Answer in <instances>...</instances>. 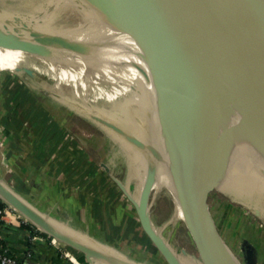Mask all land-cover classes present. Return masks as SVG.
<instances>
[{"label": "bare ground", "instance_id": "obj_1", "mask_svg": "<svg viewBox=\"0 0 264 264\" xmlns=\"http://www.w3.org/2000/svg\"><path fill=\"white\" fill-rule=\"evenodd\" d=\"M84 4L87 1L0 0V9L19 14L14 23H0V71L4 66L37 89H46L75 102L83 100L92 114L99 108L97 112L101 116L116 123L121 117L126 118L130 110L142 112L146 123L153 127V139L163 160L157 161L152 155L125 145L121 151L127 165L134 170L129 168L130 175L134 173L141 179L146 196L165 191L158 183L164 184L173 197L174 220H182L191 227L186 201L194 183L188 168L185 167L179 176L176 166L166 155L159 120L174 129L186 152L192 151L196 137L194 125L207 116L208 97L213 86L201 79L178 46L202 39L198 24L183 0H167L168 6L163 5L159 13L163 21L152 18L153 25L179 60L180 71H176L158 53L155 55L139 45L119 26L109 22L104 7L95 2L94 16H91L81 8ZM77 21L81 22L83 35L73 30ZM173 21L176 22L171 24ZM21 26L27 28L23 34L18 31ZM116 83L120 90L114 88ZM214 90L220 92L232 115L215 128L209 150L197 157L194 165L198 183L211 179L218 163L214 159L229 161L217 182L227 183L231 178L234 181L246 175L251 167L264 170V148L253 134L254 131L264 136V128L249 115L243 99L224 88ZM219 115H225L221 103L214 114L215 123ZM230 126H233L234 141L225 146L218 158L216 152L221 137L226 138ZM260 180L247 189V194L264 200V176ZM150 226L157 237L163 238V233L151 220ZM164 242L170 251V257H165L168 264H197L174 251L166 239ZM226 252L230 264H242L229 247Z\"/></svg>", "mask_w": 264, "mask_h": 264}, {"label": "rangeland", "instance_id": "obj_2", "mask_svg": "<svg viewBox=\"0 0 264 264\" xmlns=\"http://www.w3.org/2000/svg\"><path fill=\"white\" fill-rule=\"evenodd\" d=\"M85 1H87V4L84 5L87 7L82 5L81 8L89 12L91 16H94L92 10H95L96 2L105 8L109 22L119 26L124 33L129 34L139 45L156 50L172 69L180 71L179 60L175 53L158 39V36L152 32L141 17L142 15L144 19L149 20L148 22L152 25L153 16L163 21L159 13H161L160 9L163 5L168 6L166 4L167 0H141L140 3L131 0L138 11L136 8L133 9L126 0ZM96 11L99 12V10ZM18 16L19 14L17 13H11L3 8L0 9V23L6 21H10V24L14 23ZM174 22L176 21L171 22V24ZM79 23L81 22L77 21L73 30L83 35L82 25L80 26ZM66 27L72 29L68 25ZM183 51L193 59L199 68L206 70L203 56L208 55V52L201 42L195 40L193 45L187 44L183 46ZM79 74H82V71ZM116 78L115 80H117ZM0 79L1 81L7 82V84L11 82L13 86L19 84L22 92H29L26 108L32 109L33 113L43 111L46 117H48L49 122L55 123L60 129L67 131L64 135L67 138L64 141H67L65 146H72V149L69 150L70 155H72V158L70 157L71 159H69L72 160V168L70 170L67 168L65 172L66 174L72 173V184L68 182V179L66 181L64 179L62 184L68 192L86 195L91 199L92 203H98L104 206L106 210H109V208H112L118 203L124 202L130 223V229L127 232H130L131 237L135 235L137 239L139 238L141 243L152 244L161 253L166 264H168L165 256L153 243L144 228L141 211L147 209L148 211H145L146 217L163 233V239L168 241L169 246L174 251L197 264L203 263L197 242L190 227L182 220H174L173 197L170 192L166 191V186L158 183L160 189L165 191L146 196L142 187L143 182L133 173L134 170L130 165H127L122 155L121 147L124 148L125 145L132 146L137 152L148 153V150H142L130 142V140L137 142V140L143 139L146 141L147 146L155 151L151 152L153 154L150 153L153 158L157 161L163 160L162 157L158 158V154L156 153L157 151L160 152V150L153 139V127L146 123L147 120L142 112L130 110V114L126 118L121 117L119 122L116 123L109 120L108 117L101 116L97 112L99 108L92 114L85 101L79 100L75 102V100L64 99L46 89H37L28 83L20 74L10 72L4 66H1ZM114 88L120 90L119 84L116 83ZM216 88L215 86L212 88L211 95L209 96V104L206 109L207 116L205 119L208 118L209 120L208 127L210 124L212 125L215 119L214 114L220 103L225 110V115L224 117H220L219 115V121L216 123L213 122L212 127L214 129L220 123L228 120L232 115L231 108L222 100L220 92L214 90ZM41 114L35 118V121L40 122L43 116ZM26 120L28 121V119ZM203 125L204 121L196 125L197 135L201 138H203L201 134ZM159 127L164 145L166 143L164 140L166 139V132L161 127V124ZM26 130L32 133L31 136L25 133ZM37 134L28 125L24 131H19L18 139L14 140V143H16L14 147H17L16 151L21 152L26 150L25 147L24 149L21 146L24 142L35 144L39 138ZM168 134L171 138L174 137L173 130L169 127ZM221 138L222 141L219 144L216 156L218 158L225 146L234 141L233 126L228 128L226 138ZM62 140L56 141V147L59 144L61 146L63 145ZM46 141L50 144L51 140L48 139ZM68 142L71 143L69 144ZM68 149H65L64 153H62L63 149L56 150L55 153H49V156L55 154L56 157L54 160H68ZM172 149L165 147L166 155L178 167L184 161V154L177 145H174ZM4 153H6V150L3 147L0 150L1 160L3 159ZM32 153L35 155L36 150H32ZM172 156L177 158V160H172ZM216 161L219 164H214L216 168L211 177V181L215 183V188L210 192L208 198L210 223L218 233L222 243L237 254L242 264H264V200H260L256 195L249 196L247 194V189H250L255 182L258 184L261 181L260 178L264 176V170L251 167L246 175L238 177L234 181L231 178L227 183H222L217 182V180L224 172V165L229 161ZM129 168H131V171L133 170L132 173L134 175H130ZM12 177L13 174L7 172L6 180L2 179L0 181L10 187V185L12 186L16 183ZM201 177L204 178L202 174ZM69 184L72 185V188H69ZM190 187L192 190L193 187ZM259 187L261 188V186ZM246 252H248V256Z\"/></svg>", "mask_w": 264, "mask_h": 264}, {"label": "crops", "instance_id": "obj_3", "mask_svg": "<svg viewBox=\"0 0 264 264\" xmlns=\"http://www.w3.org/2000/svg\"><path fill=\"white\" fill-rule=\"evenodd\" d=\"M6 85L7 82L0 79V150L3 147L6 150L0 159V180L11 172L16 183L10 187L44 217L49 227V230L42 229L14 207L17 212H8L0 219L3 222L0 236L6 249L22 264H166L152 244L141 243L139 238L131 237L127 232L130 223L124 202L106 210L104 206L92 203L88 196L66 190L62 181L68 179L72 184V173L65 172L72 168V160H69L72 158L69 152L72 146H65L67 141H64L67 136L61 139L62 146L56 147L54 141L50 143L55 145L53 153L62 149L64 153L69 148L68 160H54L55 154L49 156L50 144L39 141L41 132H38L35 144L24 142L21 146L26 150L16 151L14 140L18 139L19 131L25 129L18 130L10 125L12 114L7 104L9 94L5 92ZM26 134L31 136L32 133L28 131ZM34 149L35 155L32 153ZM71 184L69 188H72ZM0 198L4 206L9 204ZM29 224L42 235L32 234L27 228ZM53 231L85 245L92 254L55 238Z\"/></svg>", "mask_w": 264, "mask_h": 264}, {"label": "water", "instance_id": "obj_4", "mask_svg": "<svg viewBox=\"0 0 264 264\" xmlns=\"http://www.w3.org/2000/svg\"><path fill=\"white\" fill-rule=\"evenodd\" d=\"M126 1L133 9L136 8L131 0ZM183 1L188 5L200 29L202 39H198L197 41L201 42L208 52V55L203 56L206 70L199 68L194 63L193 59L183 51V46L187 44L193 45L195 40L179 45V52L189 60L201 79L207 85L210 84L218 89L224 88L236 98L240 97L239 99H243L244 106L249 115L260 128H264V0ZM141 17L152 32L158 36V39L175 53L155 26L148 22L149 20L144 19L142 15ZM17 19L18 18H16V20ZM4 23L10 24V21ZM1 29L0 27V30ZM18 31L19 34H23L27 31V28L21 26ZM150 50L155 52V55L158 53L154 49ZM157 55L161 56L159 53ZM202 121H204L203 130L201 131L203 138L197 135L196 132V125L201 124ZM159 122L166 132V139H164L166 141V143H164L165 147H170V149H172L174 145H177L184 154L183 163L178 167L176 166L179 176L182 175L185 167H187L192 182L194 183V189L189 191L190 194L186 201V207L190 215V229L197 242L203 262L204 264H230L227 257L226 246L222 243L218 233L210 223L208 198L210 192L215 188V183L211 181V179H204L201 183H198L194 165L197 157L203 155V153L210 148L212 143L211 138L216 132L212 127L214 120L209 127L208 118H203L195 123V144L192 151L189 153L186 152L179 143L174 129L171 128L170 125L163 123L162 120H159ZM168 127L173 130V138L175 140L168 134ZM253 134L264 148V136L258 135L254 131ZM130 142L142 150H148V154L155 152L147 146L146 141L143 139L137 140V142L130 140ZM173 142H175L174 145ZM156 153L158 154V158H161V153L159 151ZM172 160H177V158L172 156ZM213 161H215V159ZM0 197L22 212L29 220L33 221L42 229L49 230L47 221L44 217L32 206L22 200L11 187L1 181ZM141 219L153 243L165 257L169 258V248L165 244L164 239L157 237L152 231L150 220L146 217L145 210L141 211ZM51 233L55 238L62 240L88 255L92 254L85 245L76 240L56 231Z\"/></svg>", "mask_w": 264, "mask_h": 264}, {"label": "trees", "instance_id": "obj_5", "mask_svg": "<svg viewBox=\"0 0 264 264\" xmlns=\"http://www.w3.org/2000/svg\"><path fill=\"white\" fill-rule=\"evenodd\" d=\"M5 92L9 94L8 99H7V104L12 114L11 124H10L12 125V127H15V129H18V130H22V129L24 130L27 125L31 126L33 130L36 131L37 133L38 132L42 133L41 134L42 137L39 139L41 143L48 139L56 142L63 138V136L65 135L64 131L60 129L57 126V124L49 122L48 117H46V114H44L43 111L40 113L38 111H36V113L35 112L33 113L32 109L26 108L27 98H29L28 91L22 92L19 84H16L15 86H13L11 82H9L5 87ZM10 102H12V104H10ZM40 114L43 115L40 122L35 121V118H37ZM26 119H28V121ZM27 132L28 130L25 131V133ZM55 145H51L50 143L49 150H48L49 153L53 151L52 147ZM3 206H4V203L2 202V199L0 198V207H3ZM2 223L3 222L0 220V227ZM27 228L30 229L32 234L38 233L42 235V233L39 230H36V227H34L31 224H29ZM0 252H6L9 255H12L6 249L4 240L2 239L1 236H0Z\"/></svg>", "mask_w": 264, "mask_h": 264}, {"label": "built area", "instance_id": "obj_6", "mask_svg": "<svg viewBox=\"0 0 264 264\" xmlns=\"http://www.w3.org/2000/svg\"><path fill=\"white\" fill-rule=\"evenodd\" d=\"M8 212H17V210L9 204L7 206L0 207V219ZM52 241L59 244L55 238ZM0 264H21V262L16 257L9 255L6 252H0Z\"/></svg>", "mask_w": 264, "mask_h": 264}, {"label": "flooded vegetation", "instance_id": "obj_7", "mask_svg": "<svg viewBox=\"0 0 264 264\" xmlns=\"http://www.w3.org/2000/svg\"><path fill=\"white\" fill-rule=\"evenodd\" d=\"M246 255L248 256V252H246Z\"/></svg>", "mask_w": 264, "mask_h": 264}]
</instances>
